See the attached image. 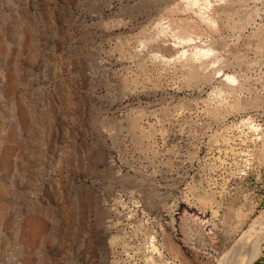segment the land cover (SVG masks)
<instances>
[{
    "label": "rangeland",
    "instance_id": "rangeland-1",
    "mask_svg": "<svg viewBox=\"0 0 264 264\" xmlns=\"http://www.w3.org/2000/svg\"><path fill=\"white\" fill-rule=\"evenodd\" d=\"M263 212L264 0H0V264H241Z\"/></svg>",
    "mask_w": 264,
    "mask_h": 264
},
{
    "label": "bare ground",
    "instance_id": "bare-ground-1",
    "mask_svg": "<svg viewBox=\"0 0 264 264\" xmlns=\"http://www.w3.org/2000/svg\"><path fill=\"white\" fill-rule=\"evenodd\" d=\"M248 230L246 232V235H244L245 241H248L249 238H252V237L254 240L251 243V250L246 255V260L242 259L244 262H241V264H252V262L255 261V259H257V257L260 255L262 251L261 246L262 244H264V234H263L264 212L262 213L261 217L257 218L255 221L253 220V224L251 225L250 229L248 228ZM227 260L229 261V259ZM227 260L223 261L221 264L228 263Z\"/></svg>",
    "mask_w": 264,
    "mask_h": 264
}]
</instances>
